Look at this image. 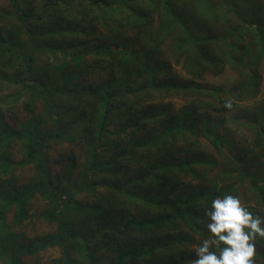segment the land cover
<instances>
[{"label": "trees", "instance_id": "1", "mask_svg": "<svg viewBox=\"0 0 264 264\" xmlns=\"http://www.w3.org/2000/svg\"><path fill=\"white\" fill-rule=\"evenodd\" d=\"M262 66L264 0H0V264H189L213 199L264 217Z\"/></svg>", "mask_w": 264, "mask_h": 264}, {"label": "clouds", "instance_id": "2", "mask_svg": "<svg viewBox=\"0 0 264 264\" xmlns=\"http://www.w3.org/2000/svg\"><path fill=\"white\" fill-rule=\"evenodd\" d=\"M223 107L231 109L232 101ZM205 216L208 236L193 245L195 258L189 264H255V241L264 239V217L254 215L231 194L213 199Z\"/></svg>", "mask_w": 264, "mask_h": 264}, {"label": "rangeland", "instance_id": "3", "mask_svg": "<svg viewBox=\"0 0 264 264\" xmlns=\"http://www.w3.org/2000/svg\"><path fill=\"white\" fill-rule=\"evenodd\" d=\"M177 70L180 72L181 75L183 73L181 72V69L179 67H176ZM224 70L219 73L217 76L208 75V82L213 83L215 85L221 86L226 88L228 85H231L232 83L236 82L238 80L239 72L236 69V66L234 63L228 62L225 64ZM259 73L261 75V86L260 91L258 92L257 97L253 98L254 100H261L263 99L264 95L261 96V94H264V66L260 67ZM223 98V97H222ZM253 101H246L242 103H237L235 107H233L231 110H229L226 113H213L212 111L207 112L209 115L213 116L214 118L222 119L223 122V128L228 129V135L231 137L234 141H240V138L247 137L250 138L252 135L251 133L244 127L245 125H242L240 122V119H238L239 112H245V108H248V111H252L253 108H255V103H252ZM174 107L178 108L180 106L179 99L175 98L173 99ZM236 117V121L233 120V117ZM204 150L207 152L212 153L211 147H204ZM221 163H224L221 161ZM223 184V183H222ZM219 184V185H222ZM233 195L239 196L242 203L245 204L246 195L243 190V188H240L236 193ZM41 223V222H40ZM51 226L47 225L42 222L40 226V230L49 229ZM193 249V247H192ZM57 257L56 250L53 249V251H45L41 252L39 255H37L34 258H31L30 260H27V264H51L49 260L51 258Z\"/></svg>", "mask_w": 264, "mask_h": 264}]
</instances>
